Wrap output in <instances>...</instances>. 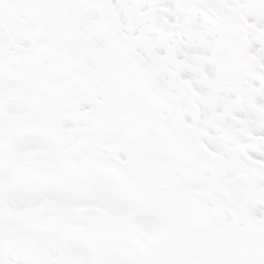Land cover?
Masks as SVG:
<instances>
[{"label":"snow or ice","instance_id":"snow-or-ice-1","mask_svg":"<svg viewBox=\"0 0 264 264\" xmlns=\"http://www.w3.org/2000/svg\"><path fill=\"white\" fill-rule=\"evenodd\" d=\"M0 264H264V0H0Z\"/></svg>","mask_w":264,"mask_h":264}]
</instances>
